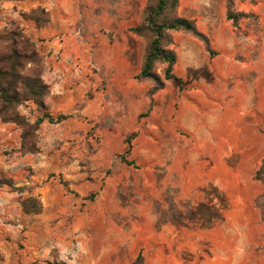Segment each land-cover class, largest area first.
<instances>
[{
    "label": "crops",
    "instance_id": "1",
    "mask_svg": "<svg viewBox=\"0 0 264 264\" xmlns=\"http://www.w3.org/2000/svg\"><path fill=\"white\" fill-rule=\"evenodd\" d=\"M18 3L47 13L18 20L41 60L46 110L64 119L43 120L34 153L19 151L10 123L0 137L13 132L11 178L41 202L39 214L18 210L56 251L48 264H264V0H178L194 30L167 32L175 78L156 62L158 85L139 77L147 0Z\"/></svg>",
    "mask_w": 264,
    "mask_h": 264
},
{
    "label": "trees",
    "instance_id": "2",
    "mask_svg": "<svg viewBox=\"0 0 264 264\" xmlns=\"http://www.w3.org/2000/svg\"><path fill=\"white\" fill-rule=\"evenodd\" d=\"M178 0H156L147 6L143 15V22L134 31L138 34L146 35L148 44L144 56V62L140 72V78L152 79L158 85V79L153 72L156 62L166 63L164 78H175L171 74L174 63V55L168 49L170 38L167 32L173 30L193 31L194 23L176 15ZM26 19L34 21L36 24H43L48 21L47 13L37 8L26 15ZM229 19L234 22L237 15L229 12ZM5 41L0 39V122L14 124L20 130L21 153L36 152L37 134L36 131L43 120L48 122L60 121L63 116L53 118L45 106V97L48 94V86L41 79V60L36 52L34 43L26 35L24 30L16 25ZM26 102L35 104L43 115L34 122L24 118L18 108ZM133 135L125 140L126 149L120 156L122 161L130 164L126 156L131 150ZM256 179L264 180V160L256 171ZM257 205L262 213L264 221V193L257 200ZM21 206L26 214H39L42 205L36 197H26L21 201ZM138 258L132 264H139Z\"/></svg>",
    "mask_w": 264,
    "mask_h": 264
},
{
    "label": "rangeland",
    "instance_id": "3",
    "mask_svg": "<svg viewBox=\"0 0 264 264\" xmlns=\"http://www.w3.org/2000/svg\"><path fill=\"white\" fill-rule=\"evenodd\" d=\"M147 1L149 4L156 2V0ZM19 5L18 0H0V39L4 41V38L17 28L16 25L20 26L19 16L26 18L27 12L21 13ZM28 103L31 102L21 106H26ZM19 108L18 111L21 114ZM39 111L40 114H34L33 122L43 115V111ZM21 115L26 117L24 114ZM12 125L15 129L18 128ZM2 133L0 140L3 141V151L0 148V158L5 156L8 164L4 163V173H0V264L54 263L56 251L49 248L44 231L35 222L28 221L18 210V205L26 198V194H20L24 192L25 187L16 186L10 175L12 172L16 174V168L11 167L10 157H8L11 155L10 148L14 141V136L11 135L14 134L12 132L10 135L9 130Z\"/></svg>",
    "mask_w": 264,
    "mask_h": 264
}]
</instances>
